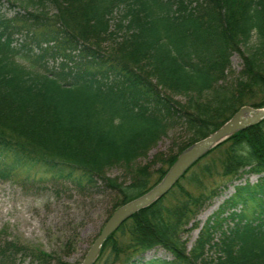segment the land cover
<instances>
[{"label": "trees", "instance_id": "16d2710c", "mask_svg": "<svg viewBox=\"0 0 264 264\" xmlns=\"http://www.w3.org/2000/svg\"><path fill=\"white\" fill-rule=\"evenodd\" d=\"M7 1L18 10L0 14V180L23 184L39 173L84 196L110 190V217L242 106L264 107V0ZM179 131L176 151L153 157L159 168L132 169ZM114 167L129 170L128 184L107 175ZM242 173L256 181L234 186L200 227L201 210L225 190L209 180ZM197 229L187 250L185 235ZM155 248L172 260L138 259ZM107 253L124 264H264V120L211 149L163 197L126 219L93 264ZM16 254L68 264L36 245L0 241L1 264Z\"/></svg>", "mask_w": 264, "mask_h": 264}, {"label": "rangeland", "instance_id": "374dc122", "mask_svg": "<svg viewBox=\"0 0 264 264\" xmlns=\"http://www.w3.org/2000/svg\"><path fill=\"white\" fill-rule=\"evenodd\" d=\"M125 4L117 7L110 19L111 29L126 11ZM18 10V5H11V1L0 3V14L10 17ZM123 20L122 24H126ZM122 32L117 33L120 38ZM254 42V40H252ZM251 42V43H252ZM57 60L50 59L48 67L57 65ZM28 66L29 63L20 61ZM232 69L238 72L241 69V61L237 55L231 57ZM41 71V68H36ZM184 135L181 132H169L160 139L157 144L147 152L146 157L138 158L133 163L132 169L149 164L151 172L161 165L158 161L152 163L153 157L158 153L176 151L174 141H178ZM129 170L114 167L108 170L107 175L115 178L119 183L130 182ZM153 175L152 178H155ZM33 180L15 182L12 179L0 180V241L18 240L21 243L36 245L43 251L52 254L55 258L68 264H80L89 250L92 242L103 228L112 211L115 193L110 190H102L99 194L93 192L87 196L77 193L70 185L55 181L49 177L35 173ZM256 176L242 173L238 178H214L209 180L216 185L225 184V190H221L220 197L215 198L204 207L197 216L201 227L209 215V211L219 205L224 199L233 193V187L249 181L254 183ZM208 214V215H207ZM198 235V229L185 235L187 250L191 248ZM210 255V254H209ZM143 261L151 259L172 260L171 254L161 248L152 249L138 257ZM124 257L114 259L113 255L105 254L97 264H124ZM1 264V263H0ZM12 264H37L32 262L28 255L16 254ZM51 264H57L55 261Z\"/></svg>", "mask_w": 264, "mask_h": 264}, {"label": "water", "instance_id": "95a60500", "mask_svg": "<svg viewBox=\"0 0 264 264\" xmlns=\"http://www.w3.org/2000/svg\"><path fill=\"white\" fill-rule=\"evenodd\" d=\"M263 119L264 108L254 109L249 106H243L216 131L183 150L160 183L146 194L120 206L111 214L80 264H93L98 257L104 241L115 232L126 219L163 197L185 171L207 152L227 140L232 134L258 124Z\"/></svg>", "mask_w": 264, "mask_h": 264}, {"label": "bare ground", "instance_id": "6f19581e", "mask_svg": "<svg viewBox=\"0 0 264 264\" xmlns=\"http://www.w3.org/2000/svg\"><path fill=\"white\" fill-rule=\"evenodd\" d=\"M217 206H218V204H217L216 206H214V207L209 211V213L212 212V211H214V210L217 208ZM207 215H208V214H207Z\"/></svg>", "mask_w": 264, "mask_h": 264}]
</instances>
